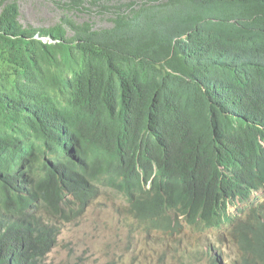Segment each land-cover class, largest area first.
<instances>
[{
	"label": "trees",
	"instance_id": "trees-1",
	"mask_svg": "<svg viewBox=\"0 0 264 264\" xmlns=\"http://www.w3.org/2000/svg\"><path fill=\"white\" fill-rule=\"evenodd\" d=\"M18 18L0 0V264H45L61 226L110 194L146 230L145 257L156 235L215 232L231 264H264V0H127L104 29ZM199 252L178 259L224 261Z\"/></svg>",
	"mask_w": 264,
	"mask_h": 264
},
{
	"label": "rangeland",
	"instance_id": "rangeland-1",
	"mask_svg": "<svg viewBox=\"0 0 264 264\" xmlns=\"http://www.w3.org/2000/svg\"><path fill=\"white\" fill-rule=\"evenodd\" d=\"M126 1L103 0L95 6L83 4L82 10L78 12L67 11L52 0H16V3L19 8L18 19L23 27L49 28L66 15L77 24L90 23L94 28L104 29L111 27L110 16L113 6ZM134 1L141 3L148 0ZM130 219L123 202H119L111 194L109 198L105 195L100 196L85 209L81 217L73 223L61 226L57 246L47 256L45 264H70L78 259H81L84 264H181L178 258L185 246L195 247L198 253L205 244L219 245L221 250L225 249L223 250L224 261L220 260V264H231L236 258V248L225 236L215 232L194 231L185 233L183 240L173 243L171 246L174 250L171 246L165 248L164 242L156 236L155 241L160 243L162 252L157 246V254L153 255V258L145 257L138 252L139 248L133 251L132 246L136 239L142 240L146 233ZM226 243L231 245L230 248ZM190 264L210 263L195 259Z\"/></svg>",
	"mask_w": 264,
	"mask_h": 264
},
{
	"label": "bare ground",
	"instance_id": "bare-ground-1",
	"mask_svg": "<svg viewBox=\"0 0 264 264\" xmlns=\"http://www.w3.org/2000/svg\"><path fill=\"white\" fill-rule=\"evenodd\" d=\"M139 170H140V169H139ZM227 173H228V172H227ZM141 174H142V173H141ZM141 174H140V175H141ZM141 176H142V175H141ZM160 176H162V175H160ZM150 177H151V176H150ZM155 177L158 178L157 174H156ZM164 178H166V177H164ZM133 179H135V178H133ZM139 179H140V178H139ZM142 179H144V178H142ZM145 179H146V178H145ZM148 179H149V178H148ZM131 180H132V179H131ZM131 180H130V181H131ZM136 180H137V179H136ZM136 180H134V182H135ZM157 180H159V179H157ZM157 180H156V181H157ZM163 180H164V179H163ZM251 180H252V179H251ZM141 181H142V180H141ZM153 181H154V180H153ZM165 181H166V179H165ZM165 181H164V182H165ZM244 181L246 182L247 180L245 179ZM249 181H250V180H249ZM132 182H133V181H132ZM166 182H167V181H166ZM166 182H165V183H166ZM242 182H243V181H242ZM153 183H154V182H153ZM155 183H156V182H155ZM250 183H251V182H250ZM159 184H160V183H159ZM159 184H157V185H159ZM161 184H162V182H161ZM243 184H244V183H243ZM245 184H246V183H245ZM259 184H260V183H259ZM145 185H146V184H145ZM141 186H142V185H141ZM155 186H156V185H155ZM143 187H144V186H143ZM244 187H245V186H244ZM249 187H250V186H249ZM102 188H103V187H102ZM103 189H106V188L104 187ZM241 189H242V188H241ZM115 190H116V189H115ZM137 190H138V189H137ZM145 190H146V189H145ZM242 190H243V189H242ZM148 191H149V190H148ZM179 191L181 192V190H179ZM232 191H234V190H232ZM243 191H244V190H243ZM100 192H101V191H100ZM121 192H122V191H121ZM176 192H177V191H176ZM184 192H185V191H184ZM174 194H175V193H174ZM231 194H232V193H231ZM134 195L136 196V193H135ZM149 195H150V194H149ZM171 195H173V194H171ZM171 195H170V196H171ZM178 195H179V194H178ZM215 196H216V195H215ZM215 196H214V197H215ZM239 196H240V195H239ZM123 197H124V195H123ZM159 197L161 198V196H159ZM223 197H224V196H223ZM232 197H233V196H232ZM97 198H98V196H97ZM97 198H96V199H97ZM173 198H174V197H173ZM216 198H217V197H216ZM226 198H227V197H226ZM124 199H126V197H124ZM134 199H135V198H134ZM175 199H176V198H175ZM186 199H187V198H186ZM189 199H190V196H189ZM214 199H215V198H214ZM94 200H95V199H94ZM168 200H169V199H168ZM262 200H263V199H262ZM136 201H137V200H136ZM138 201H139V200H138ZM138 201H137V202H138ZM180 201H181V200H180ZM216 201H217V200H216ZM259 201H261V200H259ZM176 202H177V201H176ZM193 202H194V201H193ZM213 202H214V201H213ZM164 203H165V202H163V205H164ZM174 203H175V202H174ZM174 203H173V204H174ZM178 203H179V199H178ZM180 203H181V202H180ZM204 203H205V202H204ZM215 203H216V202H215ZM130 205H131V203H130ZM163 205H162V206H163ZM174 205H175V204H174ZM200 205H201V204H200ZM203 205H204V204H203ZM205 205H207V204H205ZM210 205H211V204H210ZM222 205H223V204H222ZM234 205H235V204H234ZM179 207H180V206H179ZM204 207H205V206H204ZM143 208H145V207H143ZM162 208H163V207H162ZM172 208H173V207H172ZM202 208H203V207H202ZM206 208H207V207H206ZM242 208H243V207H242ZM145 209H146V208H145ZM189 209H190V207H189ZM194 209H195V207H194ZM210 209H211V208H210ZM172 210H174V209H172ZM178 210H179V209H178ZM197 210H198V209H197ZM219 210H220V209H219ZM221 210H222V209H221ZM251 210H253V209H250V211H251ZM179 211H180V210H179ZM201 211H202V210H201ZM173 212H175V211H173ZM173 212H172V213H173ZM215 212H216V211H215ZM167 213H168V212H167ZM185 213H186V212H185ZM195 213H196V212H195ZM132 214H133V213H132ZM142 214H143V213H142ZM200 214H201V212H200ZM203 214H204V213H203ZM216 214H217V213H216ZM222 214H223V212H221V215H222ZM134 215H136V214H134ZM178 215H179V214H178ZM181 215H182V214H181ZM130 216H131V215H130ZM200 216H201V215H200ZM202 216H203V215H202ZM263 216H264V215H263ZM146 217H147V215H146ZM170 217H171V216H170ZM195 217H196V215H195ZM211 217H212V216H211ZM214 217H215V216H214ZM124 218H125V217H124ZM132 218H133V217H132ZM132 218H131V219H132ZM149 218H150V217H149ZM177 218H178V217H177ZM202 218H203V217H202ZM205 218H206V216H205ZM241 218H242V217H241ZM121 219H122V218H121ZM131 219H130V220H131ZM143 219H144V218H143ZM165 219H166V218H165ZM206 219H207V218H206ZM211 219H212V218H211ZM234 219H235V218H234ZM253 219H254V218H253ZM257 219H258V218H257ZM141 220H142V219H141ZM169 220H170V218H169ZM191 220H192V219H191ZM201 220H202V219H201ZM118 221H119V220H118ZM127 221H128V220H127ZM131 221H133V220H131ZM208 221H209V219H208ZM234 221H235V220H234ZM249 221H250V220H249ZM251 221H252V220H251ZM256 221H257V220H256ZM138 222L140 223V221H138ZM147 222H148V221H147ZM216 222H218V221H216ZM216 222H214V224H216ZM222 222H223V221H222ZM225 222H226V221H225ZM252 222H253V221H252ZM139 223H138V224H139ZM142 223H143V222H142ZM228 223H229V222H228ZM125 224H126V223H125ZM134 224H136V223H134ZM154 224H155V223H154ZM154 224H153V225H154ZM217 224H218V223H217ZM220 224H221V223H220ZM229 224H230V223H229ZM151 225H152V224H151ZM158 225H159V223H158ZM160 225H161V224H160ZM162 225H163V224H162ZM186 225H187V224H186ZM203 225H204V224H203ZM222 225H223V224H222ZM138 226H139V225H138ZM174 226H175V225H174ZM201 226H202V225H201ZM204 226L206 227V225H204ZM204 226H203V227H204ZM217 226H218V225H217ZM224 226H225V225H224ZM141 227H142V226H141ZM150 227H151V226H150ZM152 227H154V226H152ZM170 227H171V226H170ZM182 227H183V226H182ZM186 227H187V226H186ZM194 227H195V226H194ZM222 227H223V226H222ZM139 228H140V227H139ZM143 228H144V227H143ZM195 228H196V227H195ZM199 228H200V227H199ZM208 228H209V227H208ZM212 228H213V227H212ZM230 228H231V227H230ZM252 228H253V227H252ZM256 228H257V227H256ZM258 228H259V227H258ZM129 229H130V228H129ZM131 229H132V228H131ZM190 229H191V228H190ZM190 229H189V230H190ZM200 229H201V228H200ZM147 230H148V229H147ZM170 230H171V229H170ZM203 230H204V229H203ZM138 231H139V230H138ZM141 231H142V230H141ZM144 231H146V230H144ZM155 231H156V230H155ZM248 231H249V230H248ZM251 231H252V230H251ZM128 232H129V231H128ZM132 232H133V231H132ZM147 232H148V231H147ZM157 232H158V231H157ZM157 232H156V233H157ZM184 232H185V231H184ZM253 232H254V231H253ZM255 232H257V231H255ZM130 233H131V232H130ZM156 233H155V234H156ZM162 233H163V232H162ZM185 233H186V232H185ZM226 233H227V232H226ZM175 234H176V233H175ZM224 234H225V233H224ZM257 234H258V233H257ZM262 234H264V233H262ZM262 234H261V235H262ZM143 235H144V234H143ZM230 235H231V233H230ZM232 235H233V233H232ZM154 236H155V235H154ZM156 236H157V235H156ZM167 236H168V235H167ZM167 236H166V237H167ZM170 236H171V235H170ZM176 236H177V235H176ZM176 236H175V237H176ZM200 236H201V235H200ZM246 236H247V235H246ZM263 236H264V235H263ZM132 237H135V236H132ZM157 237H158V236H157ZM195 237H196V236H195ZM197 237H198V236H197ZM228 237H229V235H228ZM231 237H232V236H231ZM231 237H230V238H231ZM126 238H127V236H126ZM128 238H129V237H128ZM130 238H131V237H130ZM135 238H136V237H135ZM244 238H245V237H244ZM253 238H254V237H253ZM259 238H260V237H259ZM123 239H124V238H123ZM158 239H159V238H158ZM158 239H157V240H158ZM195 239H196V238H195ZM138 240H139V239H138ZM146 240H147V238H146ZM165 240L168 241L167 239H165ZM170 240H171V239H170ZM227 240H228V239H227ZM252 240H253V239H252ZM260 240H261V239H260ZM121 241H122V240H121ZM148 241H149V240H148ZM125 242H126V241H125ZM130 242H131V241H130ZM154 242H155V241H154ZM216 242H217V241H216ZM128 243H129V241H128ZM128 243H127V244H128ZM141 243H142V242H141ZM151 243H152V242H151ZM227 244H228V243H226V245H227ZM231 244H232V243H231ZM220 245H221V244H220ZM261 245L263 246V244H261ZM228 246H229V245H227V247H228ZM155 247H156V246H155ZM209 247H210V246H209ZM148 248H149V247H148ZM168 248H169V247H168ZM171 248H172V246H171ZM216 248H217V247H216ZM224 248H225V247H224ZM244 248H245V246H244ZM172 249H173V248H172ZM212 249H213V248H212ZM239 249H240V248H239ZM173 250H174V249H173ZM177 250H178V249H176V251H177ZM205 250H206V249H205ZM205 250H204V251H205ZM215 250H216V249H215ZM223 250H225V249H223ZM248 250H249V249H248ZM255 250H256V249H255ZM201 252H202V251H201ZM206 252H207V251H206ZM249 252H250V251H249ZM169 253H170V252H169ZM199 253H200V252H199ZM207 253H208V252H207ZM213 253H214V252H213ZM242 253H243V252H242ZM244 253H245V252H244ZM258 253H259V252H258ZM217 254H220V253H217ZM259 254H260V253H259ZM259 254H258V255H259ZM202 255H203V254H202ZM208 255H209V254H208ZM245 255H246V254H245ZM254 255H255V254H254ZM196 256H197V255H196ZM198 256H200V255H198ZM214 256H215V255H214ZM219 256H220V255H219ZM169 257H170V256H169ZM194 257H195V256H194ZM192 258H193V256H192ZM213 258H214V257H213ZM164 259H165V258H164ZM196 259H197V258H196ZM248 259H249V258H248ZM200 260H201V259H200ZM210 260H211V259H210ZM216 260H218V259H216ZM243 260H244V259H243ZM252 260H253V259H252ZM258 260H259V258H258ZM168 261H169V260H168ZM240 261H241V260H240ZM218 262H219V261H218ZM242 262H243V261H241V263H242ZM251 262H252V261H251ZM261 262H262V261H261ZM235 263H236V262H235ZM246 263H247V262H246ZM251 264H252V263H251ZM255 264H256V262H255Z\"/></svg>",
	"mask_w": 264,
	"mask_h": 264
},
{
	"label": "clouds",
	"instance_id": "clouds-1",
	"mask_svg": "<svg viewBox=\"0 0 264 264\" xmlns=\"http://www.w3.org/2000/svg\"><path fill=\"white\" fill-rule=\"evenodd\" d=\"M44 41V39H42Z\"/></svg>",
	"mask_w": 264,
	"mask_h": 264
}]
</instances>
